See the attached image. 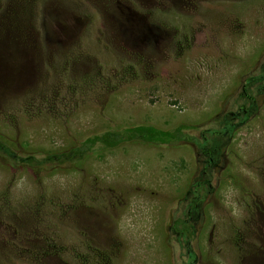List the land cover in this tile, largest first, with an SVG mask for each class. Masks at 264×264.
I'll use <instances>...</instances> for the list:
<instances>
[{
	"label": "rangeland",
	"instance_id": "374dc122",
	"mask_svg": "<svg viewBox=\"0 0 264 264\" xmlns=\"http://www.w3.org/2000/svg\"><path fill=\"white\" fill-rule=\"evenodd\" d=\"M263 67L264 0H0V264L186 263L170 229L197 145L18 161L136 125H196L216 149L197 264H264V94L230 137L206 133Z\"/></svg>",
	"mask_w": 264,
	"mask_h": 264
},
{
	"label": "trees",
	"instance_id": "16d2710c",
	"mask_svg": "<svg viewBox=\"0 0 264 264\" xmlns=\"http://www.w3.org/2000/svg\"><path fill=\"white\" fill-rule=\"evenodd\" d=\"M262 94H264V70L254 77H244L234 101L233 111L214 117L211 121L216 123L217 128L207 130L206 133L218 138L230 137L241 124L257 113V97ZM196 129H198L196 125H179L170 130H160L146 125L107 129L85 137L76 147L66 152L49 154L41 158L34 156L20 157L18 161L28 166H32L34 163L37 166L69 164L82 160L88 154L116 149L124 144L139 143L162 147L189 142L197 145L199 155L202 156L200 161L202 168L189 183L186 209L182 217L176 218L170 229V234L175 242L184 246L188 251L186 263L184 264H197V255L190 248L192 240L196 237L195 222L200 209L204 206L206 197L214 190L213 179L216 177L218 164L216 149L206 139H201V142L197 144L196 140L188 138L189 132Z\"/></svg>",
	"mask_w": 264,
	"mask_h": 264
},
{
	"label": "flooded vegetation",
	"instance_id": "af4514ba",
	"mask_svg": "<svg viewBox=\"0 0 264 264\" xmlns=\"http://www.w3.org/2000/svg\"><path fill=\"white\" fill-rule=\"evenodd\" d=\"M258 72H259L258 70H257V72L249 73V74H248V72H247V75H246L245 77H246V78H248V77H254V76H256V75L259 74Z\"/></svg>",
	"mask_w": 264,
	"mask_h": 264
}]
</instances>
